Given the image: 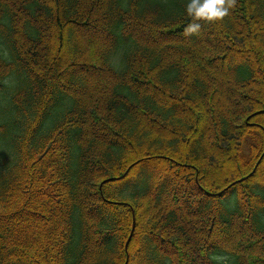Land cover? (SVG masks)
Segmentation results:
<instances>
[{
    "label": "trees",
    "instance_id": "trees-1",
    "mask_svg": "<svg viewBox=\"0 0 264 264\" xmlns=\"http://www.w3.org/2000/svg\"><path fill=\"white\" fill-rule=\"evenodd\" d=\"M185 3L0 0V264H264V0Z\"/></svg>",
    "mask_w": 264,
    "mask_h": 264
},
{
    "label": "clouds",
    "instance_id": "clouds-1",
    "mask_svg": "<svg viewBox=\"0 0 264 264\" xmlns=\"http://www.w3.org/2000/svg\"><path fill=\"white\" fill-rule=\"evenodd\" d=\"M231 7V0H186L185 12L190 22L185 27V35L199 32L204 24L222 22Z\"/></svg>",
    "mask_w": 264,
    "mask_h": 264
},
{
    "label": "rangeland",
    "instance_id": "rangeland-1",
    "mask_svg": "<svg viewBox=\"0 0 264 264\" xmlns=\"http://www.w3.org/2000/svg\"><path fill=\"white\" fill-rule=\"evenodd\" d=\"M246 31H249V30L247 29ZM86 32H87V31H86ZM86 32L81 31V33H83V35H85V36H87V37H88V36H89L90 38H91V37H94L95 40H96V39H98V40H101V39L104 40V39H103V36H101V35L97 36L96 34H94L93 32H91V30L88 31L87 33H86ZM87 34H88V35H87ZM245 48H246V47H245ZM245 48H244V49H245ZM218 156H219V155H218ZM217 173H220V171H217ZM257 178H258V177H257ZM116 180L118 181V180H120V179H116ZM243 227H244V226H243ZM134 231H135V230H134ZM136 234H137V232H136ZM133 241H134V240H132L131 243H132ZM179 249H180L179 246H176V247H175L176 252L174 253V256L177 257V259H178V257H179V253H180V250H179ZM177 255H178V256H177ZM185 255H186V253H185ZM188 258H189V257H188Z\"/></svg>",
    "mask_w": 264,
    "mask_h": 264
}]
</instances>
